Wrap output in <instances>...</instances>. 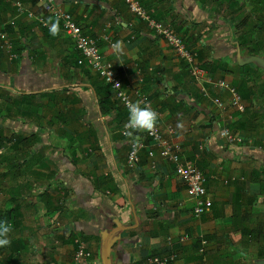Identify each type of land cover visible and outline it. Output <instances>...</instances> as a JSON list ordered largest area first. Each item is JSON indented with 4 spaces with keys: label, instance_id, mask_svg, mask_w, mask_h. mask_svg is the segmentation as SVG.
Segmentation results:
<instances>
[{
    "label": "crops",
    "instance_id": "crops-1",
    "mask_svg": "<svg viewBox=\"0 0 264 264\" xmlns=\"http://www.w3.org/2000/svg\"><path fill=\"white\" fill-rule=\"evenodd\" d=\"M20 1L48 17L40 0ZM139 1L183 36L209 80L239 90L244 112L208 84L222 105L204 96L175 50L123 0H57L98 41L132 99L147 94L155 125L206 176L210 205L194 215L184 178L158 149L148 154V139L139 166L128 168L120 132L128 110L79 63L58 20L50 19L53 34L0 0V221L11 226L0 264H73L77 238L91 264H149L172 252L170 264H264V0H250L248 11L241 0ZM255 13L263 16L253 24ZM243 34L251 48L261 42L258 55ZM226 126L242 140L220 137Z\"/></svg>",
    "mask_w": 264,
    "mask_h": 264
},
{
    "label": "built area",
    "instance_id": "built-area-1",
    "mask_svg": "<svg viewBox=\"0 0 264 264\" xmlns=\"http://www.w3.org/2000/svg\"><path fill=\"white\" fill-rule=\"evenodd\" d=\"M4 1L16 9L17 16L26 14L28 17L34 18L44 28L51 29L54 25L50 19L58 20L63 32L75 41L76 48L81 55L79 63L87 62L104 83L111 88V91L126 109V104H131L133 102H139L141 106L147 105L154 109L149 97L143 92L137 91V99H132L128 88L124 86L122 80L118 76L114 64L107 60L102 54L98 41L94 37L88 35L77 23L74 16L58 3L57 0H40L48 17L44 15H36L20 0ZM123 1L132 13L146 21L150 29L162 36L175 50L179 58L186 64L188 73L193 82L199 86L201 93L204 96L211 98L216 104L222 105L219 98L211 97L209 88L206 87V84H208L209 86L228 92L231 103L238 112H244L246 110V103L236 87L225 80H209L207 78V72L201 66L197 52L190 48L186 40L173 28L172 24L153 18L139 0ZM0 39L7 41L6 33L0 32ZM12 57H18V55L13 54ZM126 122H124L120 128L121 135L127 139L128 149L126 166L133 170L136 169L140 163L141 152L148 145L146 140L148 139L152 141L148 154L153 156L156 148L161 157L169 160L175 165V171L182 176L186 182L187 192L194 198V215H202L210 205L211 199L207 195V178L197 168L196 163L193 160L184 157L181 146L171 141L169 138H166L161 132L159 126L155 125L150 131L131 128L125 129L124 125ZM219 135L220 137L225 138L230 144L242 140V138H240L228 126L221 128L219 130ZM0 154H2V150H0ZM187 239L188 235L185 234L180 238V241ZM75 243L76 251L73 258V264H91L92 254L86 243L80 238H77ZM176 257L177 254L175 252L162 256H154L149 259V264H170L176 259Z\"/></svg>",
    "mask_w": 264,
    "mask_h": 264
},
{
    "label": "clouds",
    "instance_id": "clouds-1",
    "mask_svg": "<svg viewBox=\"0 0 264 264\" xmlns=\"http://www.w3.org/2000/svg\"><path fill=\"white\" fill-rule=\"evenodd\" d=\"M50 31L55 34L56 26L53 25ZM114 48H119V41L114 45ZM128 109V120L124 125L125 129H138V130H152L158 118V113L151 107L145 105L141 106L139 102L126 104ZM129 134V133H125ZM11 231V226L3 221H0V246H6L10 243L8 234Z\"/></svg>",
    "mask_w": 264,
    "mask_h": 264
},
{
    "label": "trees",
    "instance_id": "trees-1",
    "mask_svg": "<svg viewBox=\"0 0 264 264\" xmlns=\"http://www.w3.org/2000/svg\"><path fill=\"white\" fill-rule=\"evenodd\" d=\"M223 1H226V0H223ZM228 2H229V5L230 4H233V2H235V0H227ZM257 3L259 2H262V0H255ZM254 10V12H256V11H259V12H261L262 11V8H259L258 9V7H257V9L256 8H254L253 9ZM246 33H248L247 31H246ZM241 38L243 39V45L244 46H247V48L249 49V53L250 54H254V55H258L259 54V48H261V42H258V41H256V43H257V45H256V48H251V47H249V44L252 42V41H250L249 40V38L250 37H248L247 36V34H243L242 36H241ZM253 42H255V41H253ZM245 70H246V72L247 73H249V71L251 72V69H250V67L249 66H246L245 68H244ZM254 73V71H252V74ZM109 87V86H108ZM109 90H111V88L109 87ZM6 138H2L1 136H0V147L4 144V141L3 140H5Z\"/></svg>",
    "mask_w": 264,
    "mask_h": 264
},
{
    "label": "rangeland",
    "instance_id": "rangeland-1",
    "mask_svg": "<svg viewBox=\"0 0 264 264\" xmlns=\"http://www.w3.org/2000/svg\"><path fill=\"white\" fill-rule=\"evenodd\" d=\"M242 1V3H243V11H244V7L248 4V9H247V11L250 9V0H241ZM252 10V9H251ZM261 16H263V14L262 13H259V14H254V17H253V19H251L252 21H251V23H256L257 22V20L259 19V17H261ZM250 22V21H249ZM252 24V25H253ZM3 146V145H2ZM4 146L5 147H7V141L6 142H4Z\"/></svg>",
    "mask_w": 264,
    "mask_h": 264
}]
</instances>
